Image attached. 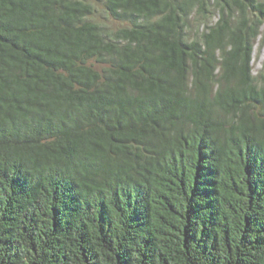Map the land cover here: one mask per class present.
I'll return each instance as SVG.
<instances>
[{
  "label": "trees",
  "instance_id": "trees-1",
  "mask_svg": "<svg viewBox=\"0 0 264 264\" xmlns=\"http://www.w3.org/2000/svg\"><path fill=\"white\" fill-rule=\"evenodd\" d=\"M258 40L264 0H0V264H264Z\"/></svg>",
  "mask_w": 264,
  "mask_h": 264
},
{
  "label": "rangeland",
  "instance_id": "rangeland-1",
  "mask_svg": "<svg viewBox=\"0 0 264 264\" xmlns=\"http://www.w3.org/2000/svg\"><path fill=\"white\" fill-rule=\"evenodd\" d=\"M100 20L103 19L100 18ZM216 20H217V16L213 14L207 15L206 20H200L196 25V28H199L200 26V29H203L204 23H214ZM252 66L255 74L264 70V45L261 44L260 40L257 41L254 47V51L252 55Z\"/></svg>",
  "mask_w": 264,
  "mask_h": 264
}]
</instances>
